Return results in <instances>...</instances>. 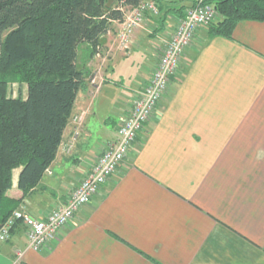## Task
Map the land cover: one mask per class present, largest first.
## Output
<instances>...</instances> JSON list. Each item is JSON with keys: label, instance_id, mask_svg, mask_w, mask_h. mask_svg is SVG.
Listing matches in <instances>:
<instances>
[{"label": "crops", "instance_id": "obj_1", "mask_svg": "<svg viewBox=\"0 0 264 264\" xmlns=\"http://www.w3.org/2000/svg\"><path fill=\"white\" fill-rule=\"evenodd\" d=\"M178 16L167 15L158 44H148L145 22L129 53L120 51L118 22L100 37V58L81 44L77 64L88 78L51 173L21 201L32 216L64 203L117 137ZM145 44L149 65L135 71ZM185 64L94 199L39 251L19 225L0 244V264H264V21H241L232 38L200 28ZM95 75L105 76L99 91ZM20 172L8 197L23 196Z\"/></svg>", "mask_w": 264, "mask_h": 264}, {"label": "trees", "instance_id": "obj_2", "mask_svg": "<svg viewBox=\"0 0 264 264\" xmlns=\"http://www.w3.org/2000/svg\"><path fill=\"white\" fill-rule=\"evenodd\" d=\"M143 0H125L136 7ZM221 18L210 36L232 38L241 21H264V0H213ZM116 0H0V228L39 184L56 158L79 90L88 74L78 67L82 43L96 53L100 37L124 18ZM168 2V1H167ZM159 4L158 24L185 6ZM13 84L26 97H10ZM21 168L20 199L7 196Z\"/></svg>", "mask_w": 264, "mask_h": 264}, {"label": "built area", "instance_id": "obj_3", "mask_svg": "<svg viewBox=\"0 0 264 264\" xmlns=\"http://www.w3.org/2000/svg\"><path fill=\"white\" fill-rule=\"evenodd\" d=\"M116 1V7L124 11V18L117 21L121 27L117 34L118 43L121 50L129 53L135 31L143 27L150 17L159 16V4L168 0H143L136 7H126L125 0ZM217 17L218 10L213 0H191V5L178 19L173 32L164 39L163 53L150 82L132 97L130 110L118 128L117 137L107 144L67 200L46 217L32 216L24 204L15 209L0 228V244L9 241L19 225L26 228L27 248L30 250L39 251L57 238L61 229L74 219L82 207L94 199L102 185L117 172L168 91L172 78L179 72L182 56L197 31L203 27L208 28ZM97 49L96 57L100 58V48ZM98 79V75H95L91 83L100 88Z\"/></svg>", "mask_w": 264, "mask_h": 264}, {"label": "rangeland", "instance_id": "obj_4", "mask_svg": "<svg viewBox=\"0 0 264 264\" xmlns=\"http://www.w3.org/2000/svg\"><path fill=\"white\" fill-rule=\"evenodd\" d=\"M170 4H173L174 5V7H182V6H185V9H187L190 5H191V0H168V2H166V4H165V7L167 8V7H171L170 6ZM185 9H184V11H185ZM176 14V13H175ZM183 14H184V12L182 13V15H179L178 17L180 18L181 16H183ZM221 18V15H220V13L218 12V17H217V19H216V21H218L219 19ZM157 19H158V16H156V17H150V19L149 20H147L146 21V23L148 24V26H147V29H146V31H145V36L147 37V38H149V40H148V44L150 43V42H153V43H155V44H158L159 43V40L158 39H155V35L156 34H159L160 32H162V26L160 25V24H157ZM178 19V18H177ZM166 20H167V18H166ZM114 22H117V21H114ZM173 22V21H172ZM145 24V23H144ZM177 24V23H176ZM176 24H174L173 26H172V28H175V25ZM161 28V29H160ZM120 30V29H119ZM174 30V29H173ZM165 38H167V37H165ZM193 42H194V39H193V41L190 43V45L187 47V49H186V51H185V54H184V56H182V60L183 61H181V64H180V70H179V72L180 71H185V68H186V65L187 64H185V59H186V54L188 53V49L190 48V46L193 44ZM164 43V42H163ZM147 45L145 44V46H144V48H143V55H141V58L139 57L138 59H136V62L134 63V67H132V68H134V70L136 71V69L135 68H138V67H146L147 65H149V60H148V56L150 55V53H151V48L149 49V47H147L146 49H145V47H146ZM97 48H100V53H102V49H101V47L100 46H98V47H96V53L93 55V57L95 56V58H96V54H97V52H98V49ZM133 49V47L131 46V51H134V49ZM123 54H125L122 50H120ZM178 72V73H179ZM134 73V71H132V74ZM177 73V74H178ZM91 78V77H90ZM91 80H92V78L89 80V82H91ZM100 80L101 81H103V80H105V76L104 77H102L101 79L99 78L98 80H97V82L98 83H100ZM135 82V81H134ZM104 83V82H103ZM93 88H94V90H96V91H99L100 90V88H97L96 86H93ZM93 95L95 94L94 93V91H93V93H92ZM8 95L10 96V97H18V96H23V97H26V95H27V89H26V86L25 85H19V84H13V85H11L10 86V88H9V93H8ZM165 95V94H164ZM49 173H51V171L49 170L48 171ZM20 206H22V204L20 205ZM19 206V207H20ZM25 207H26V210H27V206L25 205ZM5 223V222H4ZM27 241H28V239H27Z\"/></svg>", "mask_w": 264, "mask_h": 264}]
</instances>
